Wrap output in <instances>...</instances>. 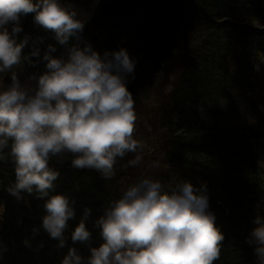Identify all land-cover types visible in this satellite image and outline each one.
<instances>
[{
	"label": "trees",
	"instance_id": "16d2710c",
	"mask_svg": "<svg viewBox=\"0 0 264 264\" xmlns=\"http://www.w3.org/2000/svg\"><path fill=\"white\" fill-rule=\"evenodd\" d=\"M61 3L85 24L81 47L91 44L101 56L124 48L136 62L134 78L129 76L127 84L135 112L152 91L162 88L159 84L165 85V73L172 68L170 89L162 88L163 108L160 103L153 111L162 112L160 152L166 165L155 180L165 189L190 182L205 191L208 211L215 215L216 227L224 236L215 264H257L254 246L247 240L262 213L264 102L250 40L264 26V0H88L84 7L75 0ZM20 27L18 40L26 33L30 36L29 32L32 37L25 55L38 37H44L37 45L39 59L49 44L57 49L54 57L65 53L67 46L55 41L53 33L32 35L34 28L43 29L35 25L34 14L21 17ZM76 43L73 38L69 46ZM25 65L22 62L15 69L22 82L27 73L39 75L45 70L44 63L30 66L32 71ZM8 82L10 74H0V85ZM132 158L129 154L117 159L111 180L92 170L72 168L70 154L50 161V167L60 173L51 194L75 201L76 218L65 232L68 246L85 258L90 255L88 248L72 245L70 234L87 207L93 246L100 244L93 222L111 200L122 195L125 188L119 186V179L126 174L124 168L127 174L136 169L126 167ZM14 180L10 158L0 161V241L8 248L0 264H61L67 247L58 249V242L42 229L32 239V229L41 226L45 215L44 201L27 193L19 200L11 196L7 188ZM26 238L33 249L43 247L39 252L26 248Z\"/></svg>",
	"mask_w": 264,
	"mask_h": 264
},
{
	"label": "clouds",
	"instance_id": "9594fccd",
	"mask_svg": "<svg viewBox=\"0 0 264 264\" xmlns=\"http://www.w3.org/2000/svg\"><path fill=\"white\" fill-rule=\"evenodd\" d=\"M29 14L36 26L67 46L63 55L54 57L57 49L49 44L39 59L37 45L44 37L24 54L32 37H18L21 17ZM84 30L77 13L61 0H0V74H10V82L0 85V161L10 158L14 165L15 180L7 188L11 196L19 200L27 193L44 201L45 215L41 226L32 229V239L42 229L58 249L67 247L61 264H215L224 236L208 211L205 191L190 182L165 189L160 180L143 178L128 186L93 222L98 246L87 227L91 209L85 207L70 239L72 245L86 246L90 255L85 258L68 246L65 232L76 218L75 201L51 194L60 173L50 161L70 154L72 168L111 180L118 158L133 154L126 167H137L145 148L135 138L134 97L127 88L136 62L124 48L101 56L91 44L81 47ZM73 38L77 43L69 46ZM22 62L44 63L45 70L22 82L15 70ZM254 222L258 226L247 243L254 246L257 264H264V218L258 215ZM23 244L36 252L43 247L33 249L27 238ZM7 251L0 241V259Z\"/></svg>",
	"mask_w": 264,
	"mask_h": 264
},
{
	"label": "rangeland",
	"instance_id": "374dc122",
	"mask_svg": "<svg viewBox=\"0 0 264 264\" xmlns=\"http://www.w3.org/2000/svg\"><path fill=\"white\" fill-rule=\"evenodd\" d=\"M79 7H84V5L87 3L88 0H75ZM11 27V25H9ZM34 28V27H32ZM260 32L258 37L252 38L250 40V49L252 52L255 53V66H259V71L257 72V76L259 77V83L262 84V101L264 102V27L261 26L259 28ZM47 31L44 29H37L35 31H32V35H44ZM30 36L31 33L29 32ZM28 36V33H26L24 36ZM26 70L32 71V68L28 65H25ZM172 68H168L166 71V83L163 86L162 84H159L163 89L165 88L167 91L170 89L171 81L173 78V70ZM32 74L27 73L24 77H22L23 82L28 79ZM162 80H160L159 83H161ZM162 88L159 87L158 91H152L149 96L146 97V99L143 102V105L136 111V122H135V138L145 145L144 148V159L143 162L136 167L134 171L127 174V168H124V171L126 174L122 177H120V187L122 189H126L131 184L136 183L138 180L143 178H150L155 180L157 178V173L161 172V169L166 166L164 163V158L162 156V153L160 152V143L162 136L164 135V129L162 127V112L154 113V106L161 103L162 100ZM159 92V93H158ZM165 103V102H164ZM164 103H161V109L163 108ZM263 107L261 108L264 110V103H262ZM264 148V146H261ZM262 155H264V152H262ZM153 164H158L159 167H152ZM264 169V165H263ZM264 173V170H263ZM124 189V190H125ZM262 196H263V203L260 204V206L263 204L262 213L261 216L264 218V176H263V187H262Z\"/></svg>",
	"mask_w": 264,
	"mask_h": 264
}]
</instances>
